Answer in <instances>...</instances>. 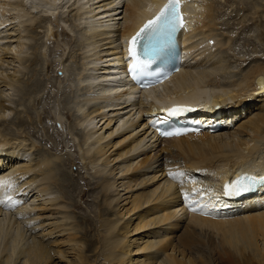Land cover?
<instances>
[{
  "label": "bare ground",
  "instance_id": "bare-ground-1",
  "mask_svg": "<svg viewBox=\"0 0 264 264\" xmlns=\"http://www.w3.org/2000/svg\"><path fill=\"white\" fill-rule=\"evenodd\" d=\"M91 1L6 0V3L4 0L0 1V8H6L7 12L15 14L12 18L21 26L23 22L28 28L39 26L44 30V40L47 38L55 41L58 36L55 28L49 22L39 21L33 14L40 11L43 16L58 17L65 10L77 7L75 15L82 22L77 24V19L73 20V26L80 31L82 38H78L74 46L77 45L83 57L80 56L81 62L76 63V78L69 79L67 60L72 52L70 47L67 57L62 58L61 69L57 70H61L64 76H58L55 80L60 81L59 91L67 85L66 81L72 85L75 82L78 85V81V86L84 90L82 91L89 93L85 105L91 107L88 113L78 119L79 129L77 128L76 133L81 137L80 159L85 165L91 166L90 170L99 179V188L103 193V214L101 213L100 225L96 230L100 238L95 236V241L90 243L88 239L78 235L75 226L68 224L65 227L62 224L56 226L55 232L40 234L38 241L25 242L23 226L37 218L32 217V209L28 208L30 205L11 214V218L7 215L9 211H6L9 207L0 205V264H16L19 258L25 260L24 264H264V184L253 194L238 200L231 198L234 197L235 187L230 191L226 189L227 185H234L241 177L258 179L264 176V62L254 60L246 69L233 72L236 66L231 64V58L226 52L234 48L233 41L235 42V34L228 27L231 13L234 12L230 11L231 6H223L222 2L226 0H182L185 25L178 39L184 45L185 62L181 70L169 80L140 90L127 77L128 41L136 30L159 12L167 0H100L98 3L110 1L101 6L104 11L101 14L97 8L88 10ZM252 2L253 15L257 17L255 20L262 22L264 0ZM75 4L77 6H71ZM109 12L113 13L105 16ZM101 16L109 19L112 17L113 24L109 28L107 26V30H98ZM12 18L0 20V89L4 86L11 92L21 94L22 103L29 104L33 100L32 94L34 97L37 95V92L33 93L35 89L27 87V83H30L28 80H33V75L25 80L21 78L19 70L9 72L10 68L7 66L17 64L18 69L24 64L26 68L39 67V56L42 55V48L46 47L44 41L43 46H32L29 56L25 51L27 43L36 40L37 35H32L25 26L23 43L20 41L21 43L14 45V39L2 35V27L11 25ZM63 18H57L59 26L62 23L67 25L69 19ZM97 38L108 40L107 44V40L103 42L107 45L104 49L111 48L108 56L114 57L115 52L119 55L115 63L116 71L113 70L114 65L107 69L93 67L96 62H103L106 53H101L104 50H100L99 55L96 54L97 51L91 52V48L96 47ZM101 43L97 45L100 46ZM19 48L23 50L20 51ZM245 62L247 60L241 64ZM52 65L43 67L48 70L44 75L52 72ZM97 71H102L104 75H97ZM35 72L37 73L36 70ZM36 80L31 84L38 89L42 83ZM47 84L49 83L42 85L45 92ZM97 89L100 94L91 93ZM2 91L0 90V180L14 181L12 200L16 195L18 197L17 192L24 190H28L27 195L37 191L33 194L36 195L35 199L53 196L54 188H63V182L67 178L60 165L63 158L46 152H40L33 158V142L30 145L29 138L27 141V138L6 130L8 119H5V115L12 111V106L2 99ZM51 96L48 95L47 98L50 100ZM79 97L81 96L78 99ZM43 99L44 97L39 99L40 103ZM74 100L76 99L71 100V103ZM39 101L36 104H40ZM251 101L254 106L249 105ZM78 103L81 105V102ZM183 104L192 105L196 115L208 116V119L216 117L224 121V129L212 134L203 130L184 137L159 140L149 127L150 121L158 119L159 115H165L175 105ZM78 109L81 111L82 107L79 106ZM115 111L120 113H114ZM111 114L113 118H109ZM243 114L245 117L236 126V119ZM57 117L55 123L60 126L62 122ZM113 121L116 123L113 124ZM39 122L42 125L41 118ZM110 138L119 140L107 142ZM149 143L153 144L150 152L147 150ZM151 152L155 153L152 155ZM139 157L142 159L136 163L135 159ZM183 168L198 177L208 175L207 181L188 180V184L183 182L181 187V183L171 179L168 173H181ZM107 169H110V175L122 173L124 178H121L122 181L113 176L110 178ZM194 190H199L201 194L197 195ZM7 191L0 190V197ZM185 192L194 198L192 202L195 201L194 203L207 210L188 213V204L183 196ZM62 195L66 196L65 193ZM57 198L58 196L46 203L65 209L66 205L59 199L58 202ZM23 208L28 210L23 216L25 223L18 220L19 217L22 218ZM36 210L39 211L38 208ZM139 210L135 219L131 217L127 220L129 222L121 224L127 216ZM62 214L67 219L72 218L67 212ZM54 235L63 239L46 242V239ZM136 235L137 238L134 237ZM89 252H97L95 260H90Z\"/></svg>",
  "mask_w": 264,
  "mask_h": 264
},
{
  "label": "rangeland",
  "instance_id": "rangeland-1",
  "mask_svg": "<svg viewBox=\"0 0 264 264\" xmlns=\"http://www.w3.org/2000/svg\"><path fill=\"white\" fill-rule=\"evenodd\" d=\"M0 1L4 2V0H0ZM92 1H91V3H89V6L87 7L88 10L97 8V10L100 11L99 12L100 14H101V11L104 12L103 9L101 8V6L106 5L108 2H110V1H103L101 3H98L100 0H96V2L94 0H92ZM5 2H6V0H5ZM222 3H223V6H225V7L230 5L231 6L230 11L231 10L234 11L231 13V19H230V24H229L230 26H228L229 29H231L230 31H232V33L235 34V35H233L234 40H235V42L233 41V47L234 48L231 51H229L227 49H226L227 51L225 50L228 53L227 55L230 56L229 58H231V64L232 65L235 64L234 66H236L235 67L236 70H234L233 72H236V71L242 70V69H246V66L249 65V63L253 62L254 60L255 61L260 60V61L264 62V37H263L264 36L263 35L264 34V31H263L264 30L263 29L264 28L263 27L264 26V19H262V22H260V20L256 21L257 17L255 15H253L254 9H252V6H253L252 0H245V1L226 0ZM71 6H77V5L75 4V5H71ZM91 6H92V8H91ZM76 9H77V7L75 9L70 8L68 11L65 10L62 14L63 16L60 13L58 17L43 16L40 11L39 12L36 11L35 14H33V16L36 15V17L39 19V21L44 20L47 23L49 22V24L55 28V30L58 32L57 33L58 36L55 39V41L54 40L53 41L47 40V38H45V40H44L43 39L44 38L43 31L44 30L42 31L39 28V26H38V28L37 27L28 28L27 25L23 24L24 22L21 20V22H23L22 25L25 26V28H27V30L29 29V32L32 35L38 36V39L36 36V40H32L31 42L27 43L28 47L26 44H24V46L27 47V49L25 51H27V53H29V56H31V53H32V50H31L32 46H36V45L43 46L42 42L43 41L45 42L46 48H44L45 50L42 48V50H43L41 52L42 55L39 56L40 57L39 61L41 63V66L36 67V68H34V66L31 68L30 67L26 68L25 67L26 64H24V65L20 66V68L18 69L17 64H14L13 67H15V65H16L15 69L13 67H11V65L7 66V68H10V69L12 68L11 70L9 69V72L19 70L21 72V74H20L21 78H25V80H27L28 77L33 75V80H31V81L28 80V82H30V83H27L28 84L27 87L30 86L33 89H35V91L33 93L37 92V95L35 96L36 97L35 98L34 94H32L33 100H31L29 104H28V102L23 104L22 103L23 97H21L22 96L21 94H19L17 92H11L10 89H8L4 86L2 89H0L1 91L3 90L2 92H3L4 97L2 99H4L6 101V103L11 104V106H12V109H11L12 111L9 114L7 113L5 115V117H7L5 119H8V121H7L8 123L6 124V128H7L6 130L9 131V133L13 132L14 134H17L18 136H22V137L27 138V139L29 138L30 141H29V139L27 141H29L28 143L30 145H31V142H33L32 144L34 145V148H33L32 153H31V156L33 158H36L40 152H46L47 154H51L53 156L57 155V156L63 158L60 161V165L62 166L61 167L62 171H64L65 175L67 176V178H65V182H63L64 183L63 188H61V189H59V187L54 188L53 196L38 197L35 199L34 197L36 195H33V194L36 193L37 191H34L31 195H27L28 190H24L22 192H20V191L17 192L18 197L16 195L13 200L19 201V199H20V201H19L20 203L17 204L15 207H9V209L6 210V211H9V212H7V215L9 214L8 217L10 216V218H11V214H16L18 212V210H20L22 207H26L27 205L28 206L30 205L28 208L32 209V211H31L32 217H35V216L37 217V218H34L35 219L34 221H32L30 223H28V222L25 223L26 219L23 216L25 215L26 212H28V210L24 209V208H23L24 210L22 209V214H21L22 218L19 217L18 220H19V222H24L26 225V227H25V225L23 226V224H21V227L23 226L24 227L23 229L25 231V237H24L26 239V240L24 239L25 242L26 241L35 242V240L38 241V239H39L38 236L48 235L47 233H49V232H55L56 226L62 225V224L65 225V227H67L68 224H69V226H70V224H71V226L72 225L75 226L76 230L78 231V235L80 237H85L86 239H88L90 241V243L95 241V236L100 238V235L99 234L97 235L96 230L99 228L100 218L103 214L102 213V210L104 208L103 193H102L101 189L99 188L100 187L99 179L97 177H94L93 171L90 170L91 166L90 165L87 166V164L85 165V163L80 159L81 156L79 153V148L81 145V143H80L81 137H79L76 133L78 131L77 130V128H78L77 124L79 121L78 119H80L85 113H88L87 111H89L90 107H91V106L88 107L87 105H85L87 103L85 101V99L89 93L87 92V94H86V91H85V93L83 92L84 90L81 89L80 86H78V85H80L78 81H77L78 85L76 84V82H75V84L72 85L71 82L66 81L67 85L64 86L62 91H59L58 87L60 85V81L55 80L58 76H60V77L64 76V73L61 70H59L58 72H57V70L61 69L60 63L62 61V58L67 57V55L70 52V49L72 52L69 56V59L67 60V64H69L68 66H69V74H70V75L69 74L68 75L70 76V78L68 76H67V78L72 79V80L74 77L76 78L75 75L77 74V70H76L77 68L75 66H76L77 62H81L80 56H82L83 53L77 49V45H76L77 43L75 44L76 46H74V43L77 41V39L80 37L82 38V36L80 35V31L78 29L74 28V26H73L74 25L73 20L77 19L76 20L77 24L82 22V19L79 20V16L75 15L77 12ZM100 9H102V10H100ZM107 9H108V11H111L110 8H107ZM7 11H8V9H6V8L5 9L0 8V20L9 19L10 17L11 18L14 17L15 14L12 15V12H7ZM66 11H67V13H65ZM260 11H262V10H260ZM111 13H113V12H109L105 16H108ZM228 13H230V12L228 11ZM232 14H233V16H232ZM260 15H262V14H260ZM59 17H61V18L67 17V19H69V21L67 22L68 26L62 25L63 23L61 24V26H59L58 20H57V18H59ZM100 18H101V20L100 19H99V21L97 20L99 23L98 30H99V28L101 29L99 31H102V28L103 29L107 28V26H108V28L112 26V24H113L112 19H111L112 17H110V19H109V17H103L102 18V16H101ZM11 20H12V24L6 26L5 29L2 30L1 34L2 35L4 34L5 37H11L12 39H14L15 40L14 45L21 43V42L23 43L22 40L24 38V33L26 32V31L24 32V27L21 26V24H19L17 20H14L13 18ZM2 22L3 21H1V23ZM30 29H31V31H30ZM32 30H35V31H32ZM105 30H107V29H105ZM109 30H111V29H109ZM227 36H229V35H226V37ZM20 37H22L21 40H19ZM39 38H41V39H39ZM103 38H97L98 41L95 40L97 48L95 46L93 47L94 50L91 48V52L93 51L92 53H95L97 51L96 52V54L98 53L97 55H99L102 50H104V51H102L101 53L106 52V53H104L105 55L103 57L104 58L103 62L98 61L94 64L93 67L99 68L101 66L100 69L111 68V66H113V65L115 67L116 58H119V55L116 54V52H115L114 57L108 56V54L111 52V48L109 47L108 49H104V48H106L107 45H104L103 42H105L107 39H103ZM100 39H103V40H101L102 43L99 42ZM4 40H3V43H4ZM6 40H7V38H6ZM98 42L101 43L104 47L102 45H100V46L97 45V44H99ZM105 43L107 44L108 40ZM67 46H68V48H67ZM101 47H102V49H101ZM24 49H25V47H24ZM18 50H20V48ZM22 50L23 49H21L20 51H22ZM245 60H247V62H245L244 64H241ZM65 61H66V59H65ZM212 63H210V65ZM239 63L241 64V66ZM50 64H53L51 66V68L53 69L52 72L50 71L51 73L49 72V74L44 75L46 71L48 73V70H44L43 67H47ZM44 65H46V66H44ZM116 69H117V67H115V69H113V70L116 71ZM35 70L37 71V73L35 72ZM111 71H112V69H111ZM97 72H98L97 75H99V74L104 75V73L102 71H97ZM36 74H37V76H36ZM93 74H96V72H93ZM35 80L42 83L38 87V89L34 88V86L31 84ZM45 83H49V84H47V88L44 86V88H46L47 92L43 91V88H42V85L43 84L45 85ZM60 87H61V85H60ZM43 92H45V94H42ZM83 93L86 95H84ZM91 93L100 94V90H98V89L95 91L93 90ZM78 94L81 96V97H79V99H81V100L78 99V96H79ZM48 95H52L51 96L52 98L50 99L51 101L47 98ZM76 96H77V98H76ZM43 97H44V99L40 103L39 99H42ZM27 98H28V96H27ZM34 98H35V102H34ZM28 99H26V101ZM73 99H76V100H74L75 104L73 102L71 103V100L73 101ZM36 101L37 102L39 101L40 104H36ZM77 101L81 102V105ZM21 103H22V105H21ZM83 105L85 107H83ZM249 105L254 106V103L251 101V103ZM79 106L82 107L81 111H79V109H78ZM118 112L120 113V111H115L114 113H118ZM108 114H110V113H108ZM56 115L59 117H57ZM238 115H240V114L238 113ZM56 117H57V119L58 118L61 119L60 121L62 123L61 124L59 123L60 126H57L55 123ZM113 117L114 116L112 114H111V116L109 115V118H113ZM243 117H245L244 114H243V116L241 115V117H238V119H236V122H235L236 126L241 123V120L243 119ZM39 118H41L43 121L42 125L39 122ZM104 121H106V120H104ZM115 123L116 122L113 121V124H115ZM21 124H23V125H21ZM101 126H99V128ZM99 133H97V134H99ZM118 140L119 139H116V138L115 139L110 138V139H107L106 141L107 142L112 141L111 143H114V142H118ZM106 141L104 143L105 145H106ZM148 147H149L147 149L148 152L153 150L152 149L153 144L151 145L149 143ZM113 149H111L110 151H113ZM116 149L117 148H115L114 150H116ZM154 153L155 152H151L150 154L153 155ZM137 156H139V155H137ZM141 159H142V157H139V158L135 159V162L138 163V161H140ZM109 168H111V166ZM109 170L107 169V172H109ZM118 172H119V170H118ZM181 173L185 174L182 177L183 182H185V183H187L189 181L190 182H192V181H198L199 182L200 180L202 181L203 179H205V182H206L207 177H208V175H203L201 177H198L195 174H193L192 172H190V170H186L185 168L182 169ZM192 174L194 175V177ZM107 175H110V172ZM110 176H111L110 178H112V176L114 178H119V179L124 178V174L122 176V173L119 175H116V176H114V174L110 175ZM120 181H122V179ZM199 185L201 186L200 183H199ZM37 186H38V184H37ZM20 188L21 187H19V190H20ZM120 190H121V188H120ZM62 193H65L66 196L64 197L62 195ZM57 196H58L57 201L59 199V201H61L62 203H64L66 205L65 209L56 208L55 206H50V203H46L48 200H50L54 197L56 198ZM16 199H18V200H16ZM34 207H36V209L38 208L39 211H37L36 209H33ZM197 208H198V212L201 211V208H202V211L204 209L202 206H197ZM47 209H49V210H47ZM59 212H62V213L67 212L68 215H70L72 218L67 219V218L63 217L64 214L59 213ZM138 212H140V210L135 212V214L132 213L129 216H127L121 222V224H124V221H127L131 217H132V219H135L136 213H138ZM187 212L193 213V211H191L190 209ZM7 215H6V217H7ZM3 217H5V216H2V218ZM182 218L184 220H186L184 217H182ZM67 220H69V221H67ZM127 222H129V221H127ZM152 230H158V229H152ZM26 236H27V238H26ZM134 237L137 238V235ZM61 239H63V237H57V235H54L51 238L46 239L47 240L46 242L49 243V240L51 243L53 241L55 242V240L58 242ZM96 253L97 252H94V253L89 252L88 256H89L91 261L95 260L94 255ZM24 263H25V260L23 258H19V260L16 262V264H24ZM94 264H97V263H94Z\"/></svg>",
  "mask_w": 264,
  "mask_h": 264
},
{
  "label": "snow or ice",
  "instance_id": "snow-or-ice-1",
  "mask_svg": "<svg viewBox=\"0 0 264 264\" xmlns=\"http://www.w3.org/2000/svg\"><path fill=\"white\" fill-rule=\"evenodd\" d=\"M182 0H167V3L160 9L159 13L154 19L149 20L140 31L132 37L128 46V57L130 60L129 72L133 79H139L141 77L147 79L152 74V64L154 57L151 55V42L153 39L161 33L174 32L178 27H183L184 19L181 12ZM148 87L150 85H143ZM182 109L173 108L169 110L170 115H177ZM162 136L172 137L181 135L178 131H161ZM169 177L175 181L181 183L183 187L182 177L184 173H168ZM254 177L246 176L237 180L234 185L230 184L226 186L227 190H231L233 187L237 191H244L249 187V182L254 181ZM15 184L12 180H0V190L7 189L8 191L4 196L0 197V205L5 207H15L19 204V201L12 200L11 191L14 190ZM197 195L201 194L199 190H194ZM185 201L188 203V207L191 211L196 212L197 204L192 203L194 199L187 192L183 193ZM202 211V209H201ZM206 214V213H202Z\"/></svg>",
  "mask_w": 264,
  "mask_h": 264
}]
</instances>
